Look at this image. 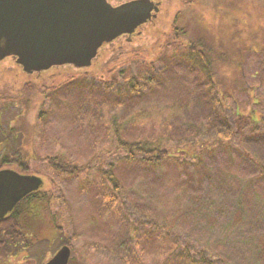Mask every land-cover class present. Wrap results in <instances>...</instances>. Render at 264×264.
I'll use <instances>...</instances> for the list:
<instances>
[{
	"label": "rangeland",
	"instance_id": "obj_1",
	"mask_svg": "<svg viewBox=\"0 0 264 264\" xmlns=\"http://www.w3.org/2000/svg\"><path fill=\"white\" fill-rule=\"evenodd\" d=\"M152 19L148 45L103 56L87 74L0 67V128L9 149L25 153L27 174L42 180L36 191L45 200L29 213L50 224L29 219L22 231L43 238H25L31 247L0 264H43L66 234L75 237L68 264H203L201 256L264 264V101L254 106L261 128L237 129L234 101L246 93L207 88L209 76L187 47L199 41L219 81L232 86L239 73L232 56L242 58L245 87L264 96V0H166ZM228 127L230 140L218 144ZM116 135L147 140L178 160L127 161ZM186 141L198 159L177 151ZM52 156L62 168L49 163ZM55 224L66 234L57 235Z\"/></svg>",
	"mask_w": 264,
	"mask_h": 264
},
{
	"label": "water",
	"instance_id": "obj_2",
	"mask_svg": "<svg viewBox=\"0 0 264 264\" xmlns=\"http://www.w3.org/2000/svg\"><path fill=\"white\" fill-rule=\"evenodd\" d=\"M160 6L155 0H0V60L14 57L28 75L65 65L89 68L104 44L132 34ZM41 185L38 176L0 169V218ZM70 255L62 245L43 264H68Z\"/></svg>",
	"mask_w": 264,
	"mask_h": 264
},
{
	"label": "trees",
	"instance_id": "obj_3",
	"mask_svg": "<svg viewBox=\"0 0 264 264\" xmlns=\"http://www.w3.org/2000/svg\"><path fill=\"white\" fill-rule=\"evenodd\" d=\"M109 2H112V5H116L120 2L126 1V0H108ZM156 1H160L161 2V6H160V11H162V9L164 8V4L166 0H156ZM155 25V19H152L150 21H148L147 23H145L144 25L140 26L134 33L133 35L130 36V38L132 39L130 42L126 41V35H122L120 37H117L115 40H113L111 43L109 44H104L99 50H98V54L97 56L94 58V60L92 61L93 65H98L101 64L102 66V62H104V60L99 61L100 58H102L103 56L105 57L113 55L115 58H119L124 56L125 54H127L129 51L131 50H137L140 49L141 46L143 45V42H145L147 45L149 44L148 42V36H151V34L147 33L146 31L148 30H152ZM149 29L146 30L145 27ZM181 33H184L183 28L179 30ZM203 45L198 41V42H189L187 47H188V51H189V55H188V59L190 60V62L194 65H197L198 68L200 69V71L202 72V74L206 76H209L206 84H207V88H209L210 90H214L215 93L221 95H228L231 96L233 95V91L236 90L239 92V90L243 91L244 93H246L247 95V100L244 99H240L237 100L235 99L234 101V115H235V124L237 125V129H242L244 125L246 124H253L254 128H261L258 123H262L263 121V116L261 113V110H257L254 108V106L260 105L261 102L264 101V96L262 95H257L255 94V87H250L249 89H247L245 86V84L247 83L246 81H244L243 78V62L244 60H242V58L240 59H236L234 56H232V62H237L235 63L236 65V70L238 68L239 73L237 72L235 81H234V85H230L231 83H228L227 81L220 82L218 75L216 73L217 71V66L215 65V62L211 61L210 58L207 56V54H205V49H203L202 47ZM263 51H264V47H263ZM110 54V55H109ZM241 55V53H240ZM15 58H5L2 60V62H0V67L3 69H13L15 68L17 65H15L14 62ZM109 60V59H107ZM20 67V66H18ZM149 67L150 69L153 67L152 63H149ZM21 68V67H20ZM55 68H70L72 69L74 72L76 71H80V72H84V74H87V72L92 70V67H90L88 70L87 69H74L72 66H62V67H52L50 69H55ZM49 69V70H50ZM48 71V70H47ZM46 71V72H47ZM94 71V69H93ZM255 72H251L250 73V77L254 78V75L257 74V69L254 70ZM45 71L37 74L34 73L32 75L34 76H38L42 73H44ZM103 78V77H101ZM136 77H133V85L130 89H133L137 86V79H135ZM26 92V91H24ZM214 98V97H213ZM215 102H219V100L217 99V97H215ZM259 126V127H258ZM264 127V126H263ZM231 128L228 127L227 131H226V135L225 137H221L220 140L217 142L218 144H224L226 145V143L228 142V140H230V134L231 132ZM235 132L240 133L239 130H236ZM115 142L117 143V148L122 149L124 152V159L127 161H134L137 157H140V160L145 161L147 164H150L151 166H159L163 161L168 160L169 158H171L172 160H178V157H176L175 155H171L170 152L165 149L162 148L158 145H152L151 143H149V141L147 140H124L122 139L120 136H115ZM12 140V138H11ZM8 139H7V135L6 133H2L1 128H0V144H3V149H2V153L0 154V169L2 168H9L14 170L13 168H11V166H16L17 168L21 169L20 171L18 170V173L20 174H27L26 171L29 170L28 164L29 162L26 159L25 153L23 152V150L21 148H16V149H9L10 146L8 145ZM198 142V140H197ZM196 142V144H197ZM6 143V144H4ZM182 145L185 146V148L191 144L190 141H186L184 143H181ZM183 146H177V151L182 152L184 154H186L188 157L194 158L195 160L198 159V157L200 155V151H196L195 148H193L194 150L191 151L190 153V149L187 147L182 148ZM180 148V149H179ZM182 150V151H181ZM184 150V151H183ZM185 150L188 151L185 152ZM194 153H196V156H194ZM55 156L52 157H48V158H53L49 160V163L57 169L62 168L63 166V162L61 161V163H59L58 161H56V159L54 158ZM44 159H46V157H44ZM15 171V170H14ZM17 172V171H16ZM108 173V174H107ZM104 176H107V178L111 181L112 184H115V179L112 177L111 171H107L103 173ZM44 195H39L37 191L31 192L28 195H26L14 208L11 212H9L7 215L9 216L8 218H5L4 221L5 223L2 225L3 227H0V250L3 249V251L5 250H10L11 247L13 248V251H16L18 249H20V245L23 239H25L24 234H22L23 232H20L19 230L16 229L15 225L17 220L15 219V215L19 213L20 208L23 206L22 203H26L28 205V207L37 201H44ZM24 201V202H23ZM1 222V221H0ZM56 228V233L57 235L60 234L63 235L66 234L65 232H63L61 227H55ZM1 230H5L4 234L1 233ZM74 235H63L62 237V245H71V241L74 239ZM19 245V246H18ZM26 246L29 245V243L25 244ZM30 246V245H29ZM31 247V246H30ZM72 259V257L70 258V260ZM69 260V262H70ZM203 264H211L210 261L206 260L204 256H201L200 259Z\"/></svg>",
	"mask_w": 264,
	"mask_h": 264
},
{
	"label": "flooded vegetation",
	"instance_id": "obj_4",
	"mask_svg": "<svg viewBox=\"0 0 264 264\" xmlns=\"http://www.w3.org/2000/svg\"><path fill=\"white\" fill-rule=\"evenodd\" d=\"M133 35V34H132ZM132 38V37H131ZM130 38V40H126L127 42H130L132 39ZM24 202V201H23ZM23 204V206L20 208V210H19V213L18 214H16L15 216V219L17 220V222H16V225H15V227H16V229L17 230H19L20 232H23V234H24V236H25V238L27 239H29L30 237L33 239V241L35 242L36 241V239L38 238V240H40L41 238H43L42 236H40V235H38V237H37V233H36V231L35 230H31L30 232H32V233H30L29 235H27V233H24V231H26L27 229H29V219H31L32 221L34 220L35 221V223H36V225L37 226H40V225H44L45 224V221H46V219L44 218V216L43 215H40V216H38L37 218H35V217H33L30 213H29V211H30V209L32 208V206L30 207H28V205L26 204V203H22ZM9 216L6 214L3 218H0V227H3L2 225L5 223L4 221H2V220H4L5 218H8ZM47 222V221H46ZM48 223V222H47ZM49 224V223H48ZM37 226H35V228L37 227ZM49 226H50V224H49ZM52 227H59V225H57V224H55V225H52ZM24 228V231H22V229ZM28 231V230H27ZM4 232H5V230H1V233L2 234H4ZM55 233H56V228H55ZM25 239H23L22 240V242H21V245H20V249H18L17 251H16V253L18 254V252L19 251H25V249H26V245H25ZM28 242H29V240H28ZM19 246V245H18ZM32 246H33V244H32ZM57 251V250H56ZM55 251V252H56ZM54 252V253H55ZM53 253V254H54ZM14 255H15V253H13V248L11 247V249L10 250H5V251H3V249H1L0 250V262H2V260H4L6 257H14ZM51 258V257H50ZM45 262V261H44Z\"/></svg>",
	"mask_w": 264,
	"mask_h": 264
}]
</instances>
